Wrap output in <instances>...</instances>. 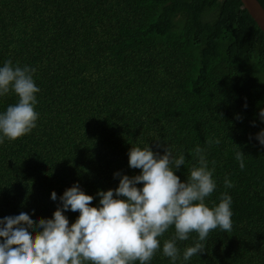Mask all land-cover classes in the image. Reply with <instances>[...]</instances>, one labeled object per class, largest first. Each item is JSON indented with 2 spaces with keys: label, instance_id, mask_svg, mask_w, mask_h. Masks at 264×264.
Segmentation results:
<instances>
[{
  "label": "trees",
  "instance_id": "1",
  "mask_svg": "<svg viewBox=\"0 0 264 264\" xmlns=\"http://www.w3.org/2000/svg\"><path fill=\"white\" fill-rule=\"evenodd\" d=\"M4 60L35 68L39 92L36 127L0 143V218H50L49 193L73 183L93 196L115 188L114 172L138 174L126 154L144 143L183 152V181L199 145L216 183L207 199L231 196L232 228L176 264H264V147L251 138L264 127V34L239 0H0ZM15 102L0 98V111ZM150 264L171 262L158 249Z\"/></svg>",
  "mask_w": 264,
  "mask_h": 264
},
{
  "label": "clouds",
  "instance_id": "2",
  "mask_svg": "<svg viewBox=\"0 0 264 264\" xmlns=\"http://www.w3.org/2000/svg\"><path fill=\"white\" fill-rule=\"evenodd\" d=\"M35 71L11 60L0 63V98L16 97L15 103L0 111V143L36 127L39 87L33 79ZM242 108H247L246 102ZM257 117L264 124V108ZM234 118L241 119L239 115ZM251 138L264 147V127ZM193 153L196 165L181 181L174 172L186 162L183 152L173 154L168 145L162 147L159 142L152 148L147 143L131 146L127 165L138 169V174L114 172L116 187L97 190L95 205H91L94 196L73 183L59 196L55 191L49 193V199L56 202L50 218L36 217L34 222L24 210L0 218V264H150L158 249L176 264L178 258L187 261L203 253V242L211 230L231 231L232 198L222 193L218 203L207 199L216 188L213 170L205 149L197 145ZM242 157L237 150L234 158L241 169L245 167ZM224 185L232 187L227 177ZM66 212L78 215L69 223ZM169 228L173 234L161 245L160 237ZM190 233L196 234L195 241L181 253L177 242L188 240Z\"/></svg>",
  "mask_w": 264,
  "mask_h": 264
},
{
  "label": "water",
  "instance_id": "3",
  "mask_svg": "<svg viewBox=\"0 0 264 264\" xmlns=\"http://www.w3.org/2000/svg\"><path fill=\"white\" fill-rule=\"evenodd\" d=\"M243 10L264 34V9L257 0H239Z\"/></svg>",
  "mask_w": 264,
  "mask_h": 264
}]
</instances>
